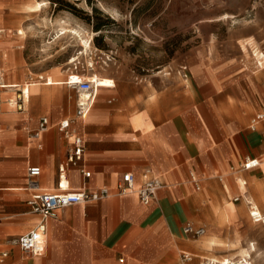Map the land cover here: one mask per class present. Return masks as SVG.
I'll return each mask as SVG.
<instances>
[{
  "label": "crops",
  "instance_id": "obj_1",
  "mask_svg": "<svg viewBox=\"0 0 264 264\" xmlns=\"http://www.w3.org/2000/svg\"><path fill=\"white\" fill-rule=\"evenodd\" d=\"M16 3L0 0V25L9 24L5 15ZM261 8L250 18L206 17L209 30L198 34L199 43L186 50L182 63L173 65L172 59L152 78H107L112 85L95 92L86 116L70 126L84 141L81 165L90 176L69 166L65 175L70 188L105 186L109 194L50 217L44 249L34 255L9 243L38 220L26 203V167H40L43 188L55 186L68 145L57 124L73 117L80 93L75 97L64 78L51 72L29 83L24 109L16 110L8 96L20 88L15 77L21 71L3 34L0 74L12 83H1L0 90V264H182V252L191 255V264L236 259L242 246L207 255L224 244L225 227L240 226L253 205L264 216V118L252 123L264 113ZM41 116L48 117V129L29 138ZM246 157L258 158L259 165L242 168ZM145 168L162 181L154 200L143 204L134 190L117 192L123 173L131 172L138 186ZM224 211L228 219L221 218ZM186 222L205 233L187 236Z\"/></svg>",
  "mask_w": 264,
  "mask_h": 264
},
{
  "label": "rangeland",
  "instance_id": "obj_2",
  "mask_svg": "<svg viewBox=\"0 0 264 264\" xmlns=\"http://www.w3.org/2000/svg\"><path fill=\"white\" fill-rule=\"evenodd\" d=\"M36 1L45 4L37 9ZM256 1L260 5L254 9V0H17L5 15L7 29L0 25V38L4 34L11 40L21 71V77H15L21 84L16 86L44 81L54 72L64 78L63 83L67 76L78 80L94 77L104 90L112 85L107 78L148 79L172 59L173 65L182 63L186 50L199 43L198 34L209 30L203 19L221 14L250 18L264 6V0ZM262 8L259 14L264 17ZM61 24L67 28L64 34ZM96 24L100 29L95 30ZM73 27L82 36H91L86 50L77 34L68 30ZM19 28L23 34L17 33ZM3 56L9 57L6 51ZM0 83L11 86L12 81L1 73ZM70 91L75 97L79 94ZM244 220L239 228L225 227L224 244L207 256L230 254L229 249L249 244L264 255V224L253 221L248 212ZM249 254L250 264H262L264 257Z\"/></svg>",
  "mask_w": 264,
  "mask_h": 264
},
{
  "label": "built area",
  "instance_id": "obj_3",
  "mask_svg": "<svg viewBox=\"0 0 264 264\" xmlns=\"http://www.w3.org/2000/svg\"><path fill=\"white\" fill-rule=\"evenodd\" d=\"M66 85L75 89L78 93H82L84 96L77 101V107L73 117L64 118L58 122V127L61 130L62 136L68 140L66 147L65 161L58 165V177L55 186L51 189L43 188L39 182V176L41 169L37 165H29L26 167V189L28 191V198L26 203L29 207V211L38 216V220L35 225L27 232L12 237L9 239V243L16 245L20 250L28 255L38 254L44 249V239L47 233V220L55 216V214L72 204H80L90 201H97L109 194L107 187L102 186L96 189H89L85 186L78 188H70L65 175V169L69 167H77L81 172V175L86 178L90 176V171L86 170L81 162L84 158L85 146L81 136L75 134L71 130V124L79 118H84L92 105V99L100 82L96 80H78L71 76H68ZM4 87L0 83V90ZM16 98L14 106L16 110L22 111L23 103L27 96L24 94L23 89L17 88L15 91ZM264 118V113H258L252 119L254 124L256 121ZM49 127V119L47 116H41L39 118L37 128L29 133V138H38ZM264 137V136H262ZM259 165L258 158L246 157L241 162V167L244 169L253 168ZM142 182L136 186L135 179L131 172H125L116 183V190L118 193L134 190L138 196V199L143 204H149L155 199L158 188L162 185V181L159 176L153 174L150 168L143 170ZM221 179L222 177H218ZM189 181L195 189H199V180L193 174L189 172ZM235 200L237 198H234ZM250 216L253 220H256V214L253 210L250 211ZM183 232L191 238H196L205 233L203 226H196L191 222H186L183 226ZM3 256L5 253L2 254ZM182 264H191V255L186 252L181 253ZM228 258H201L199 264H241L237 259L232 261ZM249 262V257H247ZM250 264V262L248 263Z\"/></svg>",
  "mask_w": 264,
  "mask_h": 264
},
{
  "label": "bare ground",
  "instance_id": "obj_4",
  "mask_svg": "<svg viewBox=\"0 0 264 264\" xmlns=\"http://www.w3.org/2000/svg\"><path fill=\"white\" fill-rule=\"evenodd\" d=\"M45 4V2H43V1H36V3L34 4V6H35V8H37V9H41L42 7V5H44ZM46 6V5H45ZM60 30H62V33L64 34V33H66L67 32V28L65 27V26H62V24H61V27H60ZM68 30H72L73 31V33H75V34H77V36L79 37V39H80V42H81V44L83 45V47H84V50H86L88 47H90V39H91V36H88V37H84V36H82L81 35V33H80V31H78L77 29H75L74 27L73 28H69ZM2 30L0 29V35H2V33L3 32H1ZM17 33L18 34H23V30H22V28L20 29H17ZM83 34V33H82ZM90 34V33H89ZM3 78V77H2ZM95 80L96 78H94V77H91L90 78V80ZM90 80H88V81H90ZM98 82V81H97ZM5 85V84H4ZM7 85V84H6ZM21 89H23V91H24V94L28 97L29 96V94H30V85H29V82H27V83H25L23 86H22V88ZM102 88H100V90H101ZM99 90V89H98ZM79 97L80 98H82L83 97V94L82 93H80L79 94ZM14 98H16V94H11L10 96H9V100L10 101H12V104H13V100H14ZM79 98V99H80ZM251 208V207H250ZM249 208V209H250ZM226 209V208H225ZM254 212H255V214H256V220H258V221H264V216H262L261 215V213L259 212V210L257 209V207L255 206V205H253V209H252ZM221 218L222 219H228L229 218V214H228V212H226V211H224L223 213H222V216H221ZM250 251H252V252H254L255 253V255L256 256H262V257H264V255H262L261 254V251H257V250H255V247L253 246V244H249L247 247H240V248H238L237 250H236V253L238 254V257L236 258L239 262H242L241 264H248L249 262H248V260H247V257H250L251 255L249 254V252ZM254 255V256H255ZM232 259H234L233 257H228V259L227 260H230V261H232ZM262 264H264V260H262Z\"/></svg>",
  "mask_w": 264,
  "mask_h": 264
},
{
  "label": "trees",
  "instance_id": "obj_5",
  "mask_svg": "<svg viewBox=\"0 0 264 264\" xmlns=\"http://www.w3.org/2000/svg\"><path fill=\"white\" fill-rule=\"evenodd\" d=\"M98 29H100V24L95 25V30H98Z\"/></svg>",
  "mask_w": 264,
  "mask_h": 264
}]
</instances>
